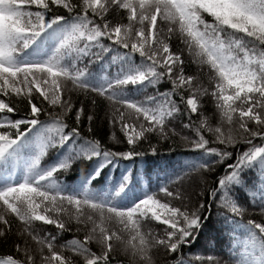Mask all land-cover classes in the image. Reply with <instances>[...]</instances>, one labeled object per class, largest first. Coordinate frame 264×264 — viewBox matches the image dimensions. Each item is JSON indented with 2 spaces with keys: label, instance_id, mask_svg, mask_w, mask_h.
I'll use <instances>...</instances> for the list:
<instances>
[{
  "label": "snow or ice",
  "instance_id": "obj_1",
  "mask_svg": "<svg viewBox=\"0 0 264 264\" xmlns=\"http://www.w3.org/2000/svg\"><path fill=\"white\" fill-rule=\"evenodd\" d=\"M125 16L126 24L122 23ZM67 18L72 20L70 28L50 55L25 58L27 49ZM173 38L182 46L173 47ZM121 48L127 51L116 74L104 85L91 87L89 65L99 62L103 69L105 54L115 51L117 55L111 57L115 61ZM189 61L198 66L195 73L186 72ZM165 81L171 87L160 91L156 86ZM127 85L144 90L151 86L153 93L144 91L141 100L128 98ZM73 92L89 101L90 134L94 110L106 102L109 123H119L126 143L112 139L124 144L123 150L104 148L98 139L82 133L85 107L83 101L78 108L74 106ZM205 97L213 100L219 112L215 128L203 116ZM69 112L74 114V126L65 131ZM176 120L184 128L194 126L198 138L181 139L202 159L162 184L157 193L145 194L131 206L116 207L87 191L70 194L58 188L54 173L67 171L77 159L99 157L103 168L116 159L133 160L149 151L156 155L158 148L151 137L159 141L178 134ZM224 123L229 125L227 135ZM205 127L213 134L211 142L201 134ZM234 128L239 130L235 135ZM38 129L42 138L29 175L17 181L10 161ZM257 137L259 144L253 143ZM73 138L90 147L73 149L46 171L33 173L49 148H61ZM143 142H148L147 149ZM217 143L225 147L210 146ZM216 165H222V174ZM100 168L89 182L100 174ZM249 170H255L254 174ZM189 172L201 173L203 187L195 200L181 191ZM208 176H212L211 183ZM128 180L125 176L119 191ZM237 187L249 192L253 203L258 200L260 222L242 219L246 208L236 199ZM159 193L167 199L162 202ZM0 202V222L11 225L8 217L14 215L23 232L41 246L39 264H111L118 249L131 256L129 264H157L153 250L164 257L180 253L169 257L175 264H196V260L220 264L214 254L219 241L212 233L238 228L244 231L246 250L236 264H264V0H0ZM65 203L75 207L74 218L86 225V232L83 240L59 245L62 250L58 251L57 237L40 239L34 234L33 222L43 221L58 232L65 231L61 216L44 214L63 213L71 218V208ZM81 206L90 211L85 214ZM142 218L158 222L156 229L144 233ZM205 230L211 248L185 256L184 246L196 243ZM7 236L0 228V237ZM92 242L95 251L89 246ZM15 246L25 259L9 255L7 264H37L27 241L23 249ZM63 249L72 255H65Z\"/></svg>",
  "mask_w": 264,
  "mask_h": 264
},
{
  "label": "trees",
  "instance_id": "obj_2",
  "mask_svg": "<svg viewBox=\"0 0 264 264\" xmlns=\"http://www.w3.org/2000/svg\"><path fill=\"white\" fill-rule=\"evenodd\" d=\"M35 6H33V9ZM123 11V10H121ZM67 17V14H64ZM207 19H211L207 17ZM99 18H97L98 20ZM111 19V17L109 18ZM159 22V18H158ZM72 23L71 18H67V22H61V26H53L51 30L48 31L47 34H43L39 44L36 46L33 45L31 48L25 51V58H46L47 55L51 54V50L55 47L58 40H54L50 37V34L59 27L70 26ZM122 23L126 24L127 19L126 16L123 18ZM105 44H111V41L105 40ZM173 47L182 46L180 41L176 38L172 40ZM127 49H119V56L115 63L111 62L110 55H117L115 51L105 54V62L104 68L99 62L89 65L91 76L88 77L87 82L91 87H99L106 83V80H110L117 72L118 68L121 66V62L123 59V54ZM135 62L139 63L138 54L134 58ZM198 66L196 64L191 63L190 61L186 65V72L189 74L195 73L197 71ZM205 86H207V78L205 77ZM146 87V85L144 86ZM160 91H163L165 88H170L171 85L166 81L158 84L156 86ZM148 94L153 93V88L149 86L145 90L141 86L135 85H127L125 86V93L128 98H133L136 100L143 99L144 93ZM74 106L78 108L80 106L81 101H83L85 107V114L82 116L83 123L80 125L82 133L85 135H90L95 139H98L101 142V145L104 148H110L113 151L123 150L124 144L116 143L112 137H116L118 139H124L126 143V139L124 138V133L121 130L119 123L115 126H112L109 123V117L106 116L107 104L106 102L99 103L96 109L94 110V116L92 120L93 133H88L87 130V119L86 116L89 112V101L86 100L82 94L73 92ZM7 100L8 97H5ZM42 99V98H41ZM178 100L179 97L177 96ZM206 103L204 105L205 111L203 116L206 118L209 126L215 128L220 122L219 112L215 107V103L209 97L204 98ZM13 116L19 115L17 113L11 114ZM43 118V117H42ZM74 114L73 112H69L67 118L65 119V124L68 128L74 126ZM184 122H186V118H183ZM174 125L176 128V132L178 134L172 135L168 140H157L156 137H151L150 142L152 144H156L158 148V152L156 155H152L151 152H147L143 157H135L133 160H121L116 159L111 163L105 164L103 168H100L103 160L99 157L92 159H83V160H75L71 163L70 168L67 171L58 170L57 173H54V177L56 178L58 188L65 193L70 194H80L84 191H87L91 196L110 201L113 206L116 207H126L134 204L138 199L142 198L145 194H155L158 191V188L162 184H166L168 180L174 178L176 175H179L183 171H187V168L197 162H199L202 157L197 155L193 149L190 147L184 146V141H182V136H189L192 139L198 138L194 131V126L189 128H184L181 120L174 121ZM251 126V125H250ZM229 125L224 123L223 131L225 135L228 134ZM139 131V128L136 129ZM239 131L238 128L233 129V135ZM202 135L205 136L206 139H209L210 142L214 140L213 134L207 130L205 127L202 129ZM31 139L20 149L19 154L10 161V166L14 169V179L17 181L23 180L26 176L29 175V169L31 168L33 159L36 155L37 145L39 144L40 139L42 138V130L38 129L30 134ZM253 143L259 144L260 138L257 137L253 140ZM210 146H218L220 148H224L225 145L210 144ZM244 147V145H241ZM90 145L86 144L80 138H73L68 141L61 148H49L45 155L41 158L40 163L36 169H33V173L46 171L50 166L55 165L61 159L67 158L73 149L76 150H87ZM143 147L145 149L148 148V142H143ZM229 150H234L230 147ZM238 150V149H236ZM23 160L26 161V166H22ZM17 161V166L19 169L17 170L14 166H12L13 162ZM97 168H100V174L95 176V179H92L89 182L90 177H92ZM216 171L222 174V165H216ZM253 172L255 170H249ZM254 174V172H253ZM125 176L129 177L127 182V186L124 187L123 191H119L121 185L125 182ZM200 172H189L187 178L184 181L183 187L181 191L190 194L195 200L200 192V187L203 185L200 183ZM209 183H211L212 176L207 177ZM170 188L171 185H168ZM66 187V188H61ZM192 188V191H189ZM197 190V193L195 191ZM107 190H109L108 196H105ZM236 199L239 203H243L246 212L243 216V220L246 223L247 220L251 219L256 222H260L262 219V214L259 210V202L258 200L253 203L252 197L249 192L244 191L243 189L237 187L235 189ZM158 198L162 200H166L163 193H159ZM200 199L204 197L200 196ZM174 204H179L178 201H173ZM2 205V202H0ZM66 208L70 207L72 212V217L70 218L69 214L56 213V212H48L44 213L50 216L59 215L65 221L67 228L63 232H58L54 225L47 224L43 221H34L33 229L34 234L39 236L40 239H51L52 235L57 237L55 241V246L57 250L60 251L62 249L59 248V245L62 244H71L73 239L83 240L86 232V225L80 224L77 222V219L74 218V213L76 211L74 206H68L66 203L64 205ZM43 207V206H42ZM82 210L87 214L90 211L87 206H81ZM216 206L213 205L212 211L215 212ZM151 213H149V217ZM13 223L11 225H4L3 222H0V228L4 229L8 232L7 239L4 237H0V263L7 264V256L11 255L16 259L24 260L25 254L24 252L18 251L16 248V244L21 246V249L25 247V242L27 241V246L31 250H36L34 259H36L37 264L40 261L39 249L40 245L32 239L31 235L27 232H23L21 228V222L14 216L10 215L8 217ZM83 219V217H82ZM237 219H241L237 217ZM158 222L151 221L149 222L146 218L141 219V230L144 233H147L150 228L153 230L156 229ZM87 227H90L88 225ZM162 227V226H161ZM220 225H217L219 228ZM51 234V235H49ZM233 234L235 231H220L213 232L212 235L216 237L219 243L216 244L214 248L215 258L220 261V264H236L238 261L239 254L235 252L233 249ZM207 230H205V235L197 238V242L191 245L184 246V255L187 256L188 252L192 253H200L201 250L205 248H211V245L207 244L206 237ZM96 250L95 242L89 245ZM65 255H72V253L66 249H63ZM44 253L47 254V248H44ZM176 256L179 257L180 253L169 254V257ZM169 257H164L163 255L156 254L155 250H153V258L157 262V264H165V261H168V264H175L174 260L169 259ZM195 259V257H193ZM131 260L130 255H126L123 251L118 249L117 253L112 255L111 264H129ZM196 264H200L199 260H196Z\"/></svg>",
  "mask_w": 264,
  "mask_h": 264
},
{
  "label": "rangeland",
  "instance_id": "obj_3",
  "mask_svg": "<svg viewBox=\"0 0 264 264\" xmlns=\"http://www.w3.org/2000/svg\"><path fill=\"white\" fill-rule=\"evenodd\" d=\"M69 28H70V26H65V27L62 26V27H59V28L55 29V30L50 34V37H51L52 39H54V40H55V39L58 40V39L63 35V33H64L65 31L69 30ZM40 40H41V38H40ZM40 40L35 44V46H36L37 44H39ZM114 56H116V55H114ZM111 57H112V56L110 55V60H111ZM116 60H117V59H116ZM116 60H115V61H112V60H111V62L115 63ZM16 165H17L16 162H13L12 166H16ZM22 166H24V167L26 166V161H25V160H23ZM16 169H19V167L16 166ZM61 188H66V187H61ZM200 188H201V187H200ZM200 188H199V189H200ZM197 190H198V189H196L195 193H197ZM189 191H192V188H191ZM108 193H109V190H107L105 196H108ZM233 238H234L233 249H234L235 252H238V254H239L238 260H240V259H241V253L245 252V250H246V248H245V234H244L243 229H242V228H238V229H236V230H235V234H233ZM248 250H250V246H249V249H248ZM31 251H32L33 254H34L36 250H31ZM256 254L259 255V252L257 251ZM34 255H35V254H34ZM0 264H1V263H0Z\"/></svg>",
  "mask_w": 264,
  "mask_h": 264
}]
</instances>
